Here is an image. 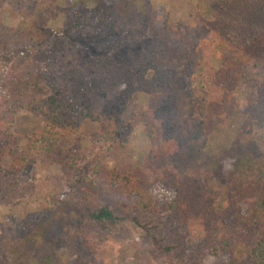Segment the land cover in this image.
Listing matches in <instances>:
<instances>
[{
    "label": "trees",
    "instance_id": "obj_1",
    "mask_svg": "<svg viewBox=\"0 0 264 264\" xmlns=\"http://www.w3.org/2000/svg\"><path fill=\"white\" fill-rule=\"evenodd\" d=\"M44 2L51 9L57 7L54 1ZM218 2L220 12L213 22L226 45L217 69L210 62L203 66L204 58L200 60L212 93L202 119L201 114L189 113L192 124L179 125L170 113L171 102L185 88L177 90L178 77L153 56L148 61L142 56L143 48L157 51L158 46L140 38L143 32L138 34L141 23L147 22L135 9L136 1L123 2L113 12L86 11L95 21L88 37L72 32L73 28L57 33L33 27L35 33L27 30L3 48L0 62L9 70L8 101L0 107V204L13 197L36 158L41 165L64 167L76 175L73 188L82 203L62 202L54 213L21 221L17 227L31 228L30 232L12 238V244L41 243L45 229L64 227L65 219L76 215L102 235H111L127 219L141 190L162 186L175 194L167 210L174 229L167 225L164 230L160 219L155 229L140 217L132 222L167 264H204L209 257L227 260L226 264H264V155L255 149L257 138L264 134V0ZM167 38L161 41V52L175 46L172 37ZM71 56L74 65L56 75L60 59ZM188 63L185 80L193 75V65ZM41 84L53 95L35 98L31 91ZM137 94L149 96L152 103L143 114L150 143L143 164L111 171L95 168L86 176L81 171L86 170L87 157L69 146L91 127L99 129L101 144L120 142L133 128L134 122L125 117ZM184 95L181 102L191 106L203 94L186 90ZM21 112L46 123L42 131L25 138V151L20 149L23 138L10 131ZM234 113L245 120L217 157L213 142L225 132ZM216 182L225 186L224 194L215 189ZM76 238L67 247H78ZM105 238H101L103 246L109 242Z\"/></svg>",
    "mask_w": 264,
    "mask_h": 264
},
{
    "label": "rangeland",
    "instance_id": "obj_2",
    "mask_svg": "<svg viewBox=\"0 0 264 264\" xmlns=\"http://www.w3.org/2000/svg\"><path fill=\"white\" fill-rule=\"evenodd\" d=\"M51 1L56 2V9H51L44 0H0V53L5 46L18 40L33 27L50 29L57 33L63 29L73 28L72 32L79 31L80 36L88 37L91 34L89 27L95 21L86 11L97 8L113 12L118 5L130 0ZM131 1L137 2L135 9L147 22V25L141 23L138 34L141 32L144 34L139 35L140 38L147 37L146 43L153 42L158 46L157 51L143 48L141 50L143 58L148 61L153 56L163 68L171 69L178 77L177 80H180L181 84L176 87L177 90L182 86L185 87L181 95L171 102L173 108L170 109V113L172 112L179 125L184 122L192 124L193 117H189L190 112L201 114L199 119H202L212 90L201 68L200 60L204 58L203 66L206 62H210L211 67L217 69L221 49L226 45L216 33L213 22L214 16L220 12L218 0ZM153 10L156 11V15H151ZM31 31L35 33L34 30ZM166 37H168L167 41L172 37L175 45L168 53L161 52L163 50L159 48L161 41H165ZM45 45L46 49L50 47ZM73 56L79 58V55ZM71 59L72 56L61 58L55 68V74L63 73L72 67L74 64ZM188 62L193 65V75L185 80L184 77L189 72ZM8 70L9 67L0 62V107L8 101L5 89ZM186 90L199 91L203 95L196 97L194 105L189 106L181 102L182 98H186L184 95ZM31 94L37 99L53 95L45 84L32 90ZM151 104L149 96L145 94H137L132 98L127 106L125 118L134 122L133 128L114 146L99 142L98 128L91 127L77 135L76 141H73L69 147H72L74 152L81 151L87 157L86 170L81 172H87V176L95 168L104 171L108 168L111 171L140 167L150 151L143 114ZM0 113H2L1 108ZM244 120L243 115L234 113L225 132L215 137L212 150L217 157L224 154L223 150L227 149ZM45 127L44 120H39L27 112H21L10 127V131L15 136L23 138L20 149L25 151L28 144L25 138L33 136L32 134L42 131ZM255 149L258 154L264 155V134L257 138ZM207 160L208 155L205 161ZM32 162L35 165L24 176L13 197L7 203L0 204V264H167L157 249L151 245L149 237L132 222L133 218L140 217L155 229L160 219L163 220L164 230L167 225L170 230L174 229L170 226L167 210L175 194L162 186L141 190V194L127 212V219L121 222L111 235H102L96 227L87 224L76 215L65 219L64 227L57 226L53 231L45 229L43 231L45 238L41 243L33 242L27 245L26 241H16L12 244V238L25 237L30 232L31 228L17 227L21 221L27 222L28 218L38 213L47 211L54 213L60 209L62 202L82 206L73 188L74 181H77L76 175L68 174L64 167L41 165L38 158L30 161L31 164ZM215 189L222 194L226 191L225 186L218 182L215 183ZM251 194L249 192L248 197H251ZM105 236L104 240L109 242L103 246L101 238ZM74 237H77L74 242L78 247H67L71 245V238ZM203 263L226 264L227 260L209 257Z\"/></svg>",
    "mask_w": 264,
    "mask_h": 264
}]
</instances>
